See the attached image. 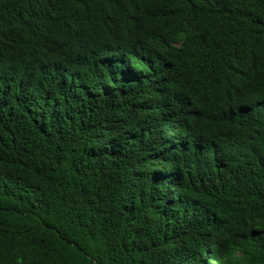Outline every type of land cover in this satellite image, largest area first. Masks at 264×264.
<instances>
[{"label":"trees","instance_id":"trees-1","mask_svg":"<svg viewBox=\"0 0 264 264\" xmlns=\"http://www.w3.org/2000/svg\"><path fill=\"white\" fill-rule=\"evenodd\" d=\"M0 264H264V0H0Z\"/></svg>","mask_w":264,"mask_h":264}]
</instances>
